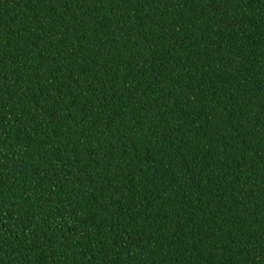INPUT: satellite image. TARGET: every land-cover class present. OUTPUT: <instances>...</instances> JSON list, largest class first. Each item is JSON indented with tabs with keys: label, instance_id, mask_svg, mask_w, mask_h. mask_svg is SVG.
Segmentation results:
<instances>
[{
	"label": "trees",
	"instance_id": "obj_1",
	"mask_svg": "<svg viewBox=\"0 0 264 264\" xmlns=\"http://www.w3.org/2000/svg\"><path fill=\"white\" fill-rule=\"evenodd\" d=\"M0 264H264V0H0Z\"/></svg>",
	"mask_w": 264,
	"mask_h": 264
}]
</instances>
